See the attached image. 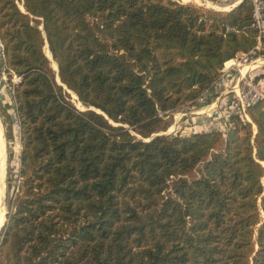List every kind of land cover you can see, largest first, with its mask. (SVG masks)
Segmentation results:
<instances>
[{"label": "trees", "instance_id": "obj_1", "mask_svg": "<svg viewBox=\"0 0 264 264\" xmlns=\"http://www.w3.org/2000/svg\"><path fill=\"white\" fill-rule=\"evenodd\" d=\"M258 35L250 0H0L21 144L0 264H264V100L163 133Z\"/></svg>", "mask_w": 264, "mask_h": 264}, {"label": "built area", "instance_id": "obj_2", "mask_svg": "<svg viewBox=\"0 0 264 264\" xmlns=\"http://www.w3.org/2000/svg\"><path fill=\"white\" fill-rule=\"evenodd\" d=\"M242 1L244 0H202V2L196 3L205 5L206 8L203 7L204 9L227 11L238 6ZM250 1L252 3L253 26L258 29L259 33L258 43L249 53H238L223 65L216 82L217 85L224 87L229 82L230 76L234 71L239 73L240 76L239 84L231 90L233 96L227 108H220L217 97V99L215 97L211 99L210 97L208 98L207 94H204L197 100L199 106L195 107L196 110L191 112L194 115L209 114L208 116H213L215 121L212 122H214V129L217 130L227 131L233 115H241L249 119L248 107L260 100H264V0ZM189 2L191 0H186V3ZM0 58L1 60L4 59V50L1 42ZM12 79L13 83H17L20 80L16 74H13ZM0 80L2 83L9 84L8 75L4 69L1 70ZM212 122L211 124H213Z\"/></svg>", "mask_w": 264, "mask_h": 264}, {"label": "rangeland", "instance_id": "obj_3", "mask_svg": "<svg viewBox=\"0 0 264 264\" xmlns=\"http://www.w3.org/2000/svg\"><path fill=\"white\" fill-rule=\"evenodd\" d=\"M177 1L186 3V0H177ZM196 2H202V0H193V1L191 0V2L189 3H193L195 5L206 8L205 5H199ZM22 3L23 2L19 1L20 7H22ZM44 50L48 55V57H50L51 59L52 67L56 71V80L59 83L60 79L57 74L58 64L53 59L52 54H50V52L48 51L47 43L45 44ZM1 87L3 89V94L2 95L0 94V128H1L2 139L4 140V141L2 140L3 145L5 144L4 155H3L5 156L4 157L5 160H3L4 164H2V167L0 169V205H1L0 208L5 207L4 208L5 214L3 221L0 223V226L7 221L8 213L11 211L13 189L19 183L18 174H19V169L21 167V160H20L21 144L19 140V126H18L17 115L15 113V104L12 98V89H11V85L7 83H3ZM68 93H70L71 99L78 108L83 110L87 109L83 104L80 103V101H78L76 95L73 92H68ZM206 94L208 98L210 97L211 99H214V97L216 96V94L213 95L210 94V92ZM197 106H199L198 101H196L193 104L185 105L181 109L177 111H173L169 115H167L166 118L171 122V125L168 128V130L163 133L189 134L193 131H198L200 129L202 130L204 128L213 129L215 126H214V122L212 121L215 120L213 119V116H208L209 114H201L203 118L197 119V122H195V120H192V116L194 115H192L193 113L191 112L195 111ZM211 122L213 124H211ZM201 126H203V128ZM4 137L6 139V142ZM11 152H13L12 157H11ZM1 229L2 228H0V231Z\"/></svg>", "mask_w": 264, "mask_h": 264}, {"label": "crops", "instance_id": "obj_4", "mask_svg": "<svg viewBox=\"0 0 264 264\" xmlns=\"http://www.w3.org/2000/svg\"><path fill=\"white\" fill-rule=\"evenodd\" d=\"M1 58H0V63H1ZM1 68H0V73H1ZM239 82H240V76H239V73H237L236 71H234L232 74H231V76H230V79H229V82L226 84V85H224V87H222V86H219V85H215L212 89H211V91H210V94H213V95H215L216 94V96H215V98L217 97L218 98V100H217V102L219 103V105H220V108L221 109H226L227 108V105H228V103H229V101H230V99H231V97L233 96V93H232V91L231 90H233V88L235 87V86H237L238 84H239ZM1 85H3V83L1 82V80H0V94L2 95L3 94V89H2V87H1ZM5 89V88H4ZM229 91H231V92H229ZM216 98V99H217ZM192 115H194V114H192ZM201 114H196V115H194V116H192V120H195V122H197V119H201V118H203L202 117V115L200 116ZM210 125V124H209ZM197 126V125H196ZM195 126V127H196ZM202 128H203V126H201ZM206 127V126H205ZM206 131V130H209V128H204V129H200V130H198V131ZM4 139H5V137H4ZM5 142H6V139H5Z\"/></svg>", "mask_w": 264, "mask_h": 264}, {"label": "bare ground", "instance_id": "obj_5", "mask_svg": "<svg viewBox=\"0 0 264 264\" xmlns=\"http://www.w3.org/2000/svg\"><path fill=\"white\" fill-rule=\"evenodd\" d=\"M49 51V50H48ZM2 135H1V128H0V142H1V145H0V169L2 167V164H4L3 160L5 156L4 155V145H3V141H2ZM4 189V188H3ZM2 191V190H1ZM4 192V191H3ZM1 206V205H0ZM5 208V207H4ZM4 208H0V223L3 221L4 219V214H5V209Z\"/></svg>", "mask_w": 264, "mask_h": 264}, {"label": "water", "instance_id": "obj_6", "mask_svg": "<svg viewBox=\"0 0 264 264\" xmlns=\"http://www.w3.org/2000/svg\"><path fill=\"white\" fill-rule=\"evenodd\" d=\"M41 29H43V27L41 26L40 27ZM46 43H47V45H48V42H47V40H46ZM50 51V50H49ZM50 58V57H49ZM57 74H58V77H59V70H57ZM59 79H60V77H59ZM59 84L60 85H63L64 87H66V89H68L67 88V86H65L62 82H61V80H60V82H59ZM68 92H72L71 90H69L68 89ZM75 94V93H74ZM76 95V94H75ZM76 97H77V99H78V96L76 95ZM81 103V102H80ZM160 134V133H159ZM154 136H156V134H154V135H152V137H154ZM150 139H148L147 141H149ZM12 149V148H11ZM12 155H13V152H11V157H12ZM4 224H5V222L0 226V228H2L3 226H4Z\"/></svg>", "mask_w": 264, "mask_h": 264}]
</instances>
